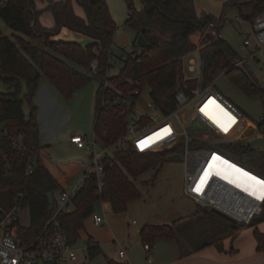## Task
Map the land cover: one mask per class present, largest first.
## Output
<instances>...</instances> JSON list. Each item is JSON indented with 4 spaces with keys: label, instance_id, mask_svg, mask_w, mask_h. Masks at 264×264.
Instances as JSON below:
<instances>
[{
    "label": "trees",
    "instance_id": "obj_1",
    "mask_svg": "<svg viewBox=\"0 0 264 264\" xmlns=\"http://www.w3.org/2000/svg\"><path fill=\"white\" fill-rule=\"evenodd\" d=\"M248 1V2H247ZM45 10L51 11L56 25L43 26L36 0H8L0 6V17L15 32L13 38L4 35L0 28V81L11 91L0 92V206L30 212L29 226L18 224V236L22 245H30L43 232L52 214L48 193L60 190V185L42 161L48 146L41 143V127L38 106L35 103L42 75L66 98L92 81V77L79 71L70 62L90 69L95 56L99 57L100 70L97 74L106 77L109 51L115 43L118 28L113 20L106 0H77L84 8L86 17L79 16L73 0H47ZM140 3L138 6L137 3ZM129 17L125 25L143 33L149 46L142 54L135 51L128 54L119 75L108 78L124 90L149 87L151 100L164 113L172 112L177 105L176 94L179 81L184 78V58L197 50L193 40L195 34L209 30L214 16L198 14L195 0H125ZM235 5L242 18L253 22L264 13V0H226L225 6ZM252 7L250 15L245 9ZM217 25V23H216ZM62 27L80 32L94 42L81 45L76 42L53 41ZM219 31L214 29V31ZM213 31V30H212ZM211 32L200 42L202 58V85L213 84L220 73L249 96H260L264 105V85L251 72L238 64L234 50L226 39H220ZM37 42V43H35ZM97 51L98 54L95 52ZM24 83L27 92L23 93ZM190 87L198 85V79H189ZM105 93V82L97 92L94 130L103 146H110L125 133L127 120L115 112L100 106ZM29 105L27 114L24 105ZM264 127V120L260 123ZM220 150L230 158L264 176V152L254 153L248 140H240ZM171 151H138L132 146L113 150L103 158V186L98 187L97 175H87L84 187L74 198V210L60 216L70 242L74 245L80 239V230L87 218L93 215L95 203L106 201L115 213L127 211L128 205L141 196L133 182L148 170H160L168 160ZM155 182V178L153 179ZM201 207V206H200ZM201 207L195 215L204 218L216 216ZM145 225L141 238L145 244H152L159 238L176 239L175 225ZM264 221V210L259 219ZM249 224L231 226V235H236ZM260 251H264V233L255 230ZM89 257L94 260L103 250L89 237ZM55 264V263H53ZM107 264H122L107 259Z\"/></svg>",
    "mask_w": 264,
    "mask_h": 264
},
{
    "label": "built area",
    "instance_id": "obj_2",
    "mask_svg": "<svg viewBox=\"0 0 264 264\" xmlns=\"http://www.w3.org/2000/svg\"><path fill=\"white\" fill-rule=\"evenodd\" d=\"M7 2L8 0H0V6H4ZM128 17L129 11L127 10ZM216 28V23L211 22L208 31L198 34V41H195L198 46L196 50L198 54L196 59L190 62L192 65L190 70L195 75L187 76L184 73V78L179 81L177 88L176 108L168 114H164L152 100L149 103L143 102L142 90L139 87L124 91L117 84L108 80L110 77L119 75L128 58L127 53L121 55L115 53L114 43L109 51L107 81L100 106L127 120L125 133L112 145L100 148H96V142L93 147V143L82 135L77 134L71 137L72 143L90 153L91 167L75 187L62 190L58 197H55L52 214L47 220L43 232L32 244L22 245L19 239V206L16 205L12 208L0 206V264H101L100 262L93 263L94 260L88 255L87 246L78 249L70 242L60 216L74 210V198L84 187L87 175L96 174L98 187L102 188L103 158L106 154L122 147L132 146L138 151L152 152L169 150L171 151L170 155L180 154L182 158L186 159L185 192L198 206L217 209L236 220L238 224H249L262 214L264 199L258 198V196L260 191L264 190V184L256 183L251 190L245 189L238 179L237 171L230 170L228 165L224 170L221 161L219 159L215 161L214 157L217 155L223 161L225 160L242 170L251 172L250 168H245L246 166L239 162H233L234 159L226 158L227 156L218 150L209 148L216 146L224 148L240 140L249 141L264 138V127L260 126L264 117L256 124L250 123L236 106L213 88L212 84L202 85V58L199 53V45L202 38L212 30V33L219 37L217 31H214ZM252 28L255 41L249 36L245 39L244 44L253 48L251 58L257 59L264 53V13L255 18ZM122 32L123 27L116 29L115 41ZM96 54L98 53L96 52ZM116 60L120 61L118 65L115 63ZM241 63H246V59H242ZM90 69L95 74L99 73L100 60L98 56L92 59ZM111 70H117V74L109 75ZM189 79H198V85L190 87L186 83ZM223 113L233 117V120L228 122ZM216 118L227 123V131L222 129ZM197 122L203 123L208 132L193 130L197 128ZM251 126L254 128V132L250 137H246L245 133ZM166 129L167 131H165ZM212 164L218 166L222 171H218V169L215 171ZM208 171H211V175L205 179V173ZM229 171L232 172V177L220 174L221 172L227 174ZM218 172L219 174H217ZM251 173L260 181H264V176L256 172ZM242 182H244L243 177ZM93 220L98 226L107 224V220L101 215H93ZM136 223L137 221L134 220L131 226ZM144 249L147 252V264H153L152 247L145 244ZM119 257L121 258L120 263L128 264L127 252L124 248L119 250Z\"/></svg>",
    "mask_w": 264,
    "mask_h": 264
},
{
    "label": "rangeland",
    "instance_id": "obj_3",
    "mask_svg": "<svg viewBox=\"0 0 264 264\" xmlns=\"http://www.w3.org/2000/svg\"><path fill=\"white\" fill-rule=\"evenodd\" d=\"M110 1L114 3L119 16L124 17V21L117 25L118 28L123 27V34L117 39V46L114 48L115 53L117 55L132 53L135 51L132 43L136 32L133 28L125 25L127 18L125 0ZM73 2L78 3L77 0H73ZM225 2L226 0H195V5L200 14L206 13L214 16L219 34L228 41L234 50L238 64L251 72L264 85V53L259 55L257 59H253L251 58L253 48L244 44L245 39L249 36L255 41V36L251 33V23L240 16L236 6L230 5L226 7ZM137 5L139 6L140 3L138 2ZM0 28L4 35L13 38L15 32L1 17ZM197 36L198 34L193 36V40L196 42L198 41ZM143 51V48H138L137 54H142ZM197 54L198 51H193L184 58L183 70L187 76L195 75L190 70L192 66L190 62L196 59ZM242 59H246V63H241ZM70 63L79 71L91 76L92 81L78 89L71 98H66L42 75L39 92L35 99V103L38 106L39 122H41L40 127L50 135V140H54L56 131H62L63 136L71 135L75 132L87 134L89 141L93 143L94 147L96 142L94 130L96 96L100 85L107 80L106 77L98 76L91 69ZM115 63L118 65L120 61L116 60ZM116 74L117 70H111L109 73V75ZM212 85L225 99L236 106L250 123L256 124L264 117V105L261 97L245 94L225 73H220ZM10 91V87L0 81V92ZM22 91L23 93L27 92L25 83ZM149 91V87H145L142 90L141 97L143 102H151ZM24 109L28 114L30 109L27 102L24 105ZM196 127L193 130L198 129L199 132H208L201 122H197ZM54 142L48 148L60 164L79 163L91 159L86 150L73 152L70 149H66L65 146H56ZM209 148L224 154L217 146ZM253 148L254 153L264 152V147ZM224 156L227 155L224 154ZM226 158L230 159L228 156ZM233 162L237 161L233 160ZM245 168L249 167L246 166ZM249 170L255 172L252 169ZM185 171V158L168 159L159 171L151 169L134 178L133 182L140 191L141 196L132 201L128 205L127 211L123 213H115L110 209L104 214L103 201H97L93 215L100 214L103 217L107 215L109 226L106 228L96 226L93 221V215L90 216L85 221L82 237L78 240L77 247H83L87 243L88 237L94 236L101 241L103 239L110 242L102 245L104 253L98 256L93 263L107 264L106 256L121 262L119 250L125 248L128 264H147V252L144 249L145 242L141 238V229L148 224L172 226L175 220L180 219L174 226L176 239L159 238L152 244L153 264L178 263L179 257L183 253L203 248L206 244H211L212 242L217 247H223L226 244L228 249H230L233 246L240 249L244 254L253 250V246L256 243L253 235V226H248L238 234L231 235V226L229 225L231 223L223 218L217 215L209 218H204L202 215L194 216L195 212L201 207L185 192ZM154 178L155 182H153ZM55 194L58 197V191ZM208 211L211 212V209ZM19 215L21 224L29 226L31 222L29 209L27 207L20 209ZM256 218H259V216ZM134 220L137 223L131 226Z\"/></svg>",
    "mask_w": 264,
    "mask_h": 264
},
{
    "label": "crops",
    "instance_id": "obj_4",
    "mask_svg": "<svg viewBox=\"0 0 264 264\" xmlns=\"http://www.w3.org/2000/svg\"><path fill=\"white\" fill-rule=\"evenodd\" d=\"M56 1H59V0H56ZM106 1L108 4V7H109L110 14H111L113 20L115 21V23L118 25L120 22H123L124 17L119 16V13L115 8L114 3L110 0H106ZM73 4H74V8H75L76 13L81 17H86V13H85L84 8L76 2H73ZM48 5L49 4H48L47 0H36L37 9L43 10V12L39 16L40 23L45 27L53 28L56 25V21H55V17L53 15V13L51 11L45 10ZM196 10H197V8H196ZM237 11H238V9H237ZM252 11H253V8L251 6L247 7L245 9V13L247 12L246 15H250L252 13ZM197 12H198V10H197ZM238 13H239V11H238ZM198 14H200V13L198 12ZM201 14H206V13H201ZM250 23H251V33H252V30H253L252 23L253 22H250ZM135 32H136V36H135V39L133 40V42L136 40V38L138 36L136 30H135ZM122 34H123V32H122ZM52 40L53 41H64V42H76V43H79L81 45H88V44L94 42L90 37L86 36L85 34L70 30L67 27H62L60 30V33L57 34L56 36H54L52 38ZM115 46H117V39L115 41ZM38 92H39V89H38ZM38 92H37V95H38ZM248 124L251 125L250 123H248ZM251 127H250V129H251ZM250 129H248V130H250ZM77 134L82 135L89 140L87 134H81V133L75 132V133H72L71 135H65V133H64L65 136H63L62 131H58V132L56 131L54 133V135H55V138H53L54 140H50L51 139L49 137L50 135H48L47 132L43 130V128L41 129L40 139H41V143L43 145H46V146H51L53 144L52 142L55 141L54 143L58 147L59 146L60 147L65 146L66 149H70L73 152H75L76 150L84 151L85 149L79 148V147H77L76 144L71 142V137L73 135H77ZM95 141H96L98 148L103 146L97 137H96ZM88 155L91 158L90 153ZM90 160L79 162V163L60 164L57 161V158L55 157V155L49 150V148H47V150L42 155L43 163L45 164V166L48 168V170L51 172V174L54 176V178L57 180V182L60 185V190H58V193L62 190L71 189L79 183V181L81 180L83 175L91 167V161ZM70 183H72V184H70ZM54 195L56 197V194H54ZM110 209H111L110 203L103 201L104 214L107 213V211ZM94 210H95V208H94ZM97 215H100V214H97ZM260 217H261V215L259 216V218H256V224L253 226L254 227L253 235L255 237L256 243L253 246V250L249 251L248 253L244 254L240 251V249L234 248L233 246L230 249H228L226 244L223 247H217L216 245L214 246V244H213L214 242H212L211 244H206V246L203 248L194 249V250H191L189 252L183 253L179 257L180 259L178 260V263H176V262H174V263L172 262V263L173 264H264V251H260L258 249L259 244H258V241H257L256 236H255V230H259L260 232L264 233V221H260L259 220ZM104 218L107 220V224L102 225V226H98L96 224L95 225L98 227H101V228L108 227L109 226V220H108L107 215H105ZM84 227H85V225H84ZM83 229L80 230V238L82 237ZM89 237H92L93 240L101 246L102 250H103L102 245L103 244L106 245L110 242V241L107 242L103 239L101 241L99 238L94 237V236H89ZM74 246L76 248H78L77 243L74 244ZM86 246H87V243H85L83 247H80L78 249H83ZM207 246H209V247H207ZM103 253H104V250H103ZM106 258L108 259L109 257L106 256ZM109 259H111V258H109Z\"/></svg>",
    "mask_w": 264,
    "mask_h": 264
},
{
    "label": "water",
    "instance_id": "obj_5",
    "mask_svg": "<svg viewBox=\"0 0 264 264\" xmlns=\"http://www.w3.org/2000/svg\"><path fill=\"white\" fill-rule=\"evenodd\" d=\"M219 34V33H218ZM219 38L220 39H224L220 34H219ZM136 45L139 48H147L149 46V43L146 39V37L144 36L143 33H139L137 38H136ZM254 132V128L251 127L250 130L246 131L245 134H247L246 137H250L252 135V133ZM248 145L251 147H264V138L262 139H251L248 141ZM181 155L180 154H171L168 156V159L170 160H174V159H181ZM48 200H49V204H50V209L53 210L54 206H55V195L54 192H50L48 193ZM211 212L214 213L215 215L223 218L224 220L228 221L229 223H231L234 226L238 225V222L236 220H234L233 218L227 216L226 214L220 212L217 209H211Z\"/></svg>",
    "mask_w": 264,
    "mask_h": 264
},
{
    "label": "bare ground",
    "instance_id": "obj_6",
    "mask_svg": "<svg viewBox=\"0 0 264 264\" xmlns=\"http://www.w3.org/2000/svg\"><path fill=\"white\" fill-rule=\"evenodd\" d=\"M214 158H218V159L221 161V165L224 166V170L226 169V168H225L226 165L229 166V169H230V170L233 169L234 171H235V170L237 171V169H239L240 171H237V173H238V179H239V181L241 182V184L243 185L242 187H244L245 189H247V190H251L252 187L254 186V184H256V181H260V180L258 179V177H256L255 175H253V173H251L250 171L242 170V169H240L239 167H236V166L232 165L231 163H228V162L225 161V160L223 161V159H221V158L218 157L217 155H216ZM216 160H217V159H215V161H216ZM212 166H213V164H212ZM214 167H215V168H214ZM213 168L215 169V171H217V169H218V171H222L221 169H219L218 166H215V164H214ZM213 168H212V169H213ZM245 173H247L248 175L245 176V175H244ZM220 174H221V175H224V176H226V177H232V172H230V171H229L227 174H223L222 172H221ZM233 177H234V176H233ZM242 177H243V181H244V182H242ZM250 177H255V178H256V181L251 180ZM246 183H247V185H249V186H247ZM248 183H251V184H248Z\"/></svg>",
    "mask_w": 264,
    "mask_h": 264
},
{
    "label": "snow or ice",
    "instance_id": "obj_7",
    "mask_svg": "<svg viewBox=\"0 0 264 264\" xmlns=\"http://www.w3.org/2000/svg\"><path fill=\"white\" fill-rule=\"evenodd\" d=\"M201 111H204V109H201ZM221 112H223L222 109H221ZM223 116L227 118V121L228 122H231L233 120V117L229 116L227 113H223ZM216 119H217V122L220 123V126L222 127V129L224 131H227V123L221 122L219 118H216ZM165 131H167V129ZM141 143L143 144L144 142H141ZM215 159H218V158H215ZM237 171H240V170L237 169ZM217 174H219V172ZM209 175H211V171H208V172L205 173V179ZM244 175L247 176L248 174L245 173ZM250 179L253 180V181H256V178L255 177H250ZM256 183H258V184H264V181H256ZM258 198L264 199V190H261L260 191Z\"/></svg>",
    "mask_w": 264,
    "mask_h": 264
}]
</instances>
